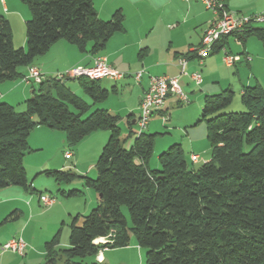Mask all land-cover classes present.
I'll return each instance as SVG.
<instances>
[{
    "label": "trees",
    "instance_id": "obj_1",
    "mask_svg": "<svg viewBox=\"0 0 264 264\" xmlns=\"http://www.w3.org/2000/svg\"><path fill=\"white\" fill-rule=\"evenodd\" d=\"M21 1L29 12L25 48L13 45L9 21L0 14V82L23 78L18 68L30 67L59 39L97 56L112 34L124 30L120 9L102 20L92 0ZM251 35L264 48V27L250 24L221 36L212 51L223 48L229 37L244 43ZM64 80L52 76L39 82L25 100V110L0 102V189L34 190L23 166L24 155L33 151L28 136L34 127L62 131L69 146L93 131L109 132L95 161L96 178L81 176L95 191L96 206L72 218L67 246L59 245L60 229L44 243L40 264H84L100 249L128 246L132 237L146 249L141 264H264V90L258 84L243 87V110L238 112H220L232 102L229 88L204 95L208 160L194 167L181 145L172 143L158 154L159 167L151 169L154 134L142 131L125 148L131 127L120 137V116L106 108L87 113L90 105ZM77 81L92 103L109 95L99 79ZM38 174L56 180L76 175L69 169ZM121 206L127 208L129 222ZM99 237L106 241L95 242Z\"/></svg>",
    "mask_w": 264,
    "mask_h": 264
},
{
    "label": "crops",
    "instance_id": "obj_2",
    "mask_svg": "<svg viewBox=\"0 0 264 264\" xmlns=\"http://www.w3.org/2000/svg\"><path fill=\"white\" fill-rule=\"evenodd\" d=\"M225 5L228 10L234 11L237 14L256 15L264 13V0H225ZM92 6L97 17L102 20L109 19L111 14L117 9H120L124 15V30L112 34L108 38L104 48L98 52L97 55L105 57L106 62L113 68L126 71L127 73L125 72V76H132L130 73L133 71L144 69L141 78L138 81L135 80L137 82V87H132L130 89V91L135 90V104H131V106L123 105L120 108L124 111L128 110V114L126 117L121 116L118 122L125 118L129 126L130 124L136 125L135 120L138 114L139 101L148 85L149 75H168L178 76L181 88L189 98L188 103L192 102L190 105L182 108L184 112L182 125L189 126L192 124L198 117L200 108H202L204 95L216 93V84H218V89L222 88L219 84L221 81L215 80L216 72L219 70L218 62L215 60H206L203 62L204 58L208 59L211 54L216 52L211 51L202 59L201 63L193 52L194 48L200 44L202 33L214 19V15L206 10L201 2L197 0H92ZM0 14L9 21L13 45L16 47L24 46L26 43L24 33L25 22L29 18L26 5L22 3L21 0H0ZM260 24L261 27H264V22ZM182 25L186 27V32L167 35L168 37L162 42H158L157 48L154 46V42H150L147 37L144 36L157 30L155 28L159 26L172 32ZM16 30L18 31L17 38ZM87 48H89V45ZM142 48L146 49L144 52L145 56L138 55V51ZM156 49L160 50L157 54L155 53ZM227 50L228 52L230 51L229 46L226 52ZM242 51L246 55H249L245 48ZM181 56L186 58V74L180 73V67L177 64V59ZM93 57L94 55L88 52V49L82 52L73 44L59 39L46 51V76L63 72L73 66H90L93 63ZM240 61L241 60L238 59L232 65H225V67L228 69L235 67V71H237L240 68ZM250 61L253 60H245L244 62L248 64ZM31 66L36 65L32 64ZM28 67H19L18 70L25 75ZM247 67L249 68V65ZM194 71L201 73V83L199 85L194 84L189 76V74ZM207 74H209V77ZM68 79H74L76 81V83H72L71 86L65 83L76 94L78 90L81 89L77 78ZM23 81V78H17L0 82V98L5 99L8 103L12 99H15V97L16 100H19V95L25 97V86L29 82L24 81L25 83H23ZM194 88L198 91L194 92ZM116 91L117 89L114 88L113 92ZM170 96L171 95H168L165 98L162 111L153 113L150 117V121H152L151 119L154 115L160 116L168 111L167 109L171 101L168 102L167 99ZM175 103L182 104L178 101L177 97ZM106 109L116 114L110 107H106ZM190 109L192 115L191 113L188 114ZM133 110L137 111L136 114L133 113ZM117 113L120 114L119 111H117ZM147 125L149 126V124ZM97 132L98 131H93L86 136L89 138L88 140H93L99 136V139H103L101 142L103 144L104 139L107 138V133L104 131L105 133L99 135ZM45 135L48 143L51 142L49 139L53 136L55 140H57L56 144L58 143L59 145L62 143L63 146L65 145V135L62 131L50 129L45 126L34 127L28 136V145L33 151L27 153V155L25 154L23 157V166L25 170L29 168L34 175H38V173L44 169H66L64 160L61 159V155L58 153L59 151H54L49 161L45 160L38 162L34 160L33 165L31 164V167H28V164H30L29 159H31L30 156H32L31 154L43 150L44 146H42V143L44 141L42 138H44ZM65 151H62V157H64ZM191 154H194V152H189V160ZM73 156L74 154L71 153L68 159H71ZM79 171L85 173L86 170ZM27 192L31 191H26L18 186L12 185L0 189V224H10L8 226H11L9 234H0V246L8 239L15 236L21 237L25 242L24 253L22 255L11 251H0V264H4L5 260L7 261L6 264H40L44 261V243L52 237L53 232H46L47 234L45 233L43 235L40 232L42 229L40 218L43 217L46 211L38 210V204L43 205L39 200V196L37 197V201H31L33 198L27 197ZM90 205L91 203L88 207H90ZM53 206H55V204H52L51 208ZM10 214L11 217L9 216ZM68 215H70V212H68ZM61 217H63V215H61ZM37 233L39 234L37 235ZM59 245L62 247L68 245V238L65 236L63 238L61 232L59 235ZM112 249H130V251H134L133 254L138 257V263H141V250L134 240H131L129 245L125 247L104 248L100 253H97L101 260L98 261L96 259V254L92 261L106 264V253H109Z\"/></svg>",
    "mask_w": 264,
    "mask_h": 264
},
{
    "label": "rangeland",
    "instance_id": "obj_3",
    "mask_svg": "<svg viewBox=\"0 0 264 264\" xmlns=\"http://www.w3.org/2000/svg\"><path fill=\"white\" fill-rule=\"evenodd\" d=\"M231 12L237 14L234 11ZM256 26H261V24L258 23L256 24ZM155 29L157 30H154L151 33H148L144 36L147 37V39L150 42H154L153 44L154 46H156V48L158 46V42H162L165 38L168 37L167 35L172 33L173 35H175V33L186 32L185 30H187L186 27H183V25L172 32L165 30L164 27L162 26H159ZM24 33H25V29H24ZM17 36H18V31L16 30V38ZM25 46L26 45L22 47L25 48ZM228 46L230 47V51L228 52L227 50V53L232 56L236 55L241 60L239 63L240 68L237 71H235V67H232L230 69L226 68L225 64L222 62V57L226 49H228ZM244 48L246 52L249 53V56L253 60L250 61L248 64L244 62L246 56V54L242 51ZM145 50L146 49L142 48L138 51V53H140L141 56H145L144 53ZM159 51L160 50L156 49L155 53L157 54ZM206 60H213V61L215 60L218 62V66H219V70H217L216 72L215 80L221 81L219 82V84L221 85L222 88L218 89V84H216L217 92L214 94L220 93L222 90H225L227 88H229L233 92V98L231 104L223 108L220 112H228V111L238 112L243 110V105L241 104V100H240L243 87L253 86L255 84H258L264 90V48L261 42L254 35L247 37L244 43H241L233 39L232 37H229L227 43L224 45L223 48H221L218 52L211 54L208 57V59L204 58L203 62ZM31 63L33 65H36V67L40 69V72L43 74L42 76L45 78L46 52L35 56ZM248 65L249 68L247 67ZM141 70L144 71V69L133 71L132 73H130L132 74V76H128V75L125 76L126 71L118 70L123 74V77L120 80L113 81L106 78L99 79V83L102 85V87L109 90L108 97L103 101L92 103V100L83 92L82 89H79L76 94L80 98H82L87 104L90 105L87 113L95 110L96 108L110 107L113 110V112H115L120 117L121 116L126 117V115L128 114V110L124 111L123 109L120 108L123 105L131 106V104L132 105L135 104L134 103L135 90L130 91V89L132 87H137L136 85L137 82L135 81L134 75L136 72ZM207 75L209 77V74ZM23 83L25 82L23 81ZM65 83H68V85L71 86V84L76 83V81L74 79H66ZM38 87H39L38 83H33V82L27 83L25 86V97L19 95L20 98L19 100H16L15 97V99H12L8 103H11V105H13L17 111L25 110V100L29 99L32 95V90L33 89L37 90ZM43 87L44 89L46 88V83L43 84ZM111 87H115L117 91L112 92ZM196 91L198 90L196 89L194 92ZM175 100L176 97L174 95H171L167 99L168 102L171 101V104L167 109L168 111L161 114L160 116L154 115L151 119L152 121H150L149 119L148 122L149 126L147 125V127L143 130L145 134H154L153 150L148 162V165L151 169L159 167V162L157 159L158 154L166 150L172 143H179L181 145L185 159L190 165L193 164L194 167H197L201 163L208 160L210 157V148L206 137V122L205 119L202 118V114H201L202 108H200L199 115L192 124H190L189 126H183L182 124H183L184 112L182 108H185L186 106L190 105L192 102L182 103L180 105V104H176ZM0 102H7V101H5V99L0 98ZM117 111H119L120 114L117 113ZM136 112H137L136 110H133L134 114H136ZM190 113L192 115L191 109L188 112V114ZM82 117H85V115H83ZM118 126L120 127L121 130L120 137L125 138L129 133V125L126 122V119L124 118L123 120H120L118 122ZM130 127L132 129V133L124 144L125 148H129L130 144L133 142L134 136L136 135L134 133V131L137 130L136 125L130 124ZM96 131H98L97 133L99 135H102V133L105 132L107 133V138L104 139L103 144L101 143L103 139L102 138L99 139L98 138L99 136H97L93 140H88L89 138L85 136L72 146H69L65 140V145L63 146L62 143H60L59 145L58 143L56 144L57 140H55L53 136L51 139H49V141L51 142L48 143L46 141V135H45L44 138L41 137L42 140L44 141L42 143V146H44L43 150L40 151L36 150L37 152L31 154L32 156H30L31 159H29L30 164H28V167H31V164L33 165L34 160H37L38 162L45 160L49 161L53 156V152L59 151L58 153H60L61 159L64 160L66 169H69L70 172L76 173V175L69 177V179L62 178L60 180H56V178L45 174L34 175L29 168L25 170L27 171V175H26L27 179L34 188V190H32L31 192L26 193L27 197L33 198L31 201H37V197L39 196L40 193L47 195L49 197H54L53 204H55V206H53L52 208H51L52 204L50 206H44L38 204L39 211H46L43 214V217L40 218L41 221L40 225H42V229L40 230V232L42 233V235L45 234L46 232L52 231L53 232L52 236H54V234L60 229L62 237L64 238L65 236L66 238H68V232H69L68 225L71 222L72 218L75 217L76 215H86L91 211L92 208L96 206L97 195L95 191L93 190V188L87 186L85 180L81 178V176H86L91 179L96 178V169L94 166L95 161L100 154L101 148L109 138L108 130H96ZM65 150L67 151L71 150L70 152L73 153L74 156L71 159H65L64 157H62L63 155L62 151ZM190 151L194 152V154H197L198 156L197 161L194 163H191V161L188 159V155ZM79 170H86V171L85 173H82ZM69 190H76L77 192H75L72 195H68ZM90 203L91 205L90 207H88ZM121 211L125 215L127 221L129 222L127 208L125 206H121ZM68 212H70V215H68ZM61 215H63V217H61ZM8 225L3 223L0 224V234H4V235L9 234V232L11 231V226ZM38 234L39 233H37V235ZM131 240H134V238L132 237ZM140 250L142 256L140 262L142 263L144 260V254L146 249L144 247H140ZM133 253L134 251L132 252L130 251V249L129 250L112 249L110 250L109 253H106L107 258L105 262L106 264H141L138 263V259H137L138 257ZM92 259L93 258H86L84 260V264H92V263L104 264V263L94 262L92 261ZM6 263L7 261L5 260L4 264Z\"/></svg>",
    "mask_w": 264,
    "mask_h": 264
},
{
    "label": "built area",
    "instance_id": "obj_4",
    "mask_svg": "<svg viewBox=\"0 0 264 264\" xmlns=\"http://www.w3.org/2000/svg\"><path fill=\"white\" fill-rule=\"evenodd\" d=\"M190 1V0H184ZM201 2L204 8L210 11L214 15V19L210 22L209 26L203 31L200 44L194 48L198 61L201 63L202 59L212 51L213 44L221 37L237 32H241L246 25L258 24L264 22V13L256 15H242L235 14L228 10L225 5V0H197ZM236 40V39H235ZM239 59L236 55H229L226 51L222 57V62L230 66ZM251 57L245 56V60L249 61ZM177 64L180 67V73L186 74L185 65L186 58L178 57ZM143 70L135 73L134 78L138 81L141 78ZM40 69L36 66H30L27 69V73L23 76V80L26 82L39 83L44 79L52 76H56L58 79L66 80L68 78L85 77L88 79H102L119 80L123 77V74L117 69L110 66L105 57L97 55L93 57V63L90 66H73L64 72L55 73L54 75L42 76ZM194 84L199 85L201 83V75L198 71H194L189 74ZM168 95H174L177 97L180 103H188L189 98L187 94L182 90L178 76L168 75H149L148 85L144 90L138 105V114L135 120L136 123V135L142 132L149 122L153 113L160 112L164 106V100ZM70 151L64 152L66 159L70 158ZM190 160L196 162L198 156L191 154ZM39 200L44 206H50L54 202V197H49L44 194L39 195ZM106 240L103 237L95 239V242L104 243ZM25 248V242L21 237H12L1 244V251H11L18 254H23ZM102 249L99 250V253ZM96 259L100 261V257L97 254Z\"/></svg>",
    "mask_w": 264,
    "mask_h": 264
}]
</instances>
